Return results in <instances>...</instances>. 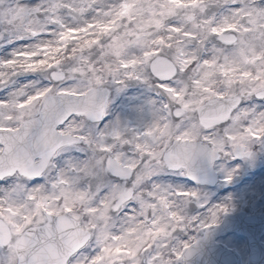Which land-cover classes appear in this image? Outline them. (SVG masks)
<instances>
[{"label": "snow or ice", "instance_id": "6c2138e0", "mask_svg": "<svg viewBox=\"0 0 264 264\" xmlns=\"http://www.w3.org/2000/svg\"><path fill=\"white\" fill-rule=\"evenodd\" d=\"M130 82L142 126L106 119ZM257 101L264 0H0V264H177L230 209L163 178L230 182Z\"/></svg>", "mask_w": 264, "mask_h": 264}, {"label": "rangeland", "instance_id": "374dc122", "mask_svg": "<svg viewBox=\"0 0 264 264\" xmlns=\"http://www.w3.org/2000/svg\"><path fill=\"white\" fill-rule=\"evenodd\" d=\"M30 2L38 3L39 0H30ZM123 93H128V95L123 97ZM120 98L122 99L120 103H118V99L120 100ZM152 99H155L154 95L146 88L136 82H130L123 92H113L111 94L108 108L111 118L109 117L108 120H119L122 123L131 124L133 126H142L150 122L151 116L148 102ZM256 103L258 107L264 106V102L257 101ZM135 106L139 107L135 108ZM253 147L255 153L251 155L250 158L244 159L241 162L231 160L224 165L228 170L232 168L238 169L230 182H224V173L219 170V162H217L215 170L218 173L219 180L216 186L213 188L193 186V189L198 188L201 199L206 204L207 208L221 204L228 205L231 212L238 211L244 207L249 208L248 210L253 212H259L264 209V197L260 202L258 201L262 189L260 185L264 182V157H259L262 152L257 149V144L253 145ZM72 155L79 156L80 154L73 152ZM238 163H240V165ZM163 179L165 182L179 183L185 188H191L182 178L175 180L174 178L164 177ZM223 187L227 190L220 192L219 189ZM248 200H250V202ZM207 208L198 209L194 206L193 212L192 208H190L188 214L204 217L207 215ZM221 216L222 214L219 215L217 222L222 220ZM201 232L202 230L197 229L195 226L189 227L187 231L177 235L176 241L179 243L191 242V244H193L199 238ZM262 241L264 242V237ZM218 243L230 248L236 254L239 263L245 264L248 250L244 238L236 234H230L223 238H219ZM177 264H184V262L181 259Z\"/></svg>", "mask_w": 264, "mask_h": 264}, {"label": "water", "instance_id": "95a60500", "mask_svg": "<svg viewBox=\"0 0 264 264\" xmlns=\"http://www.w3.org/2000/svg\"><path fill=\"white\" fill-rule=\"evenodd\" d=\"M228 230L248 236L250 255L247 264H264V245L258 241L264 232V215L234 220L231 229L227 225L206 231L204 237L184 254L185 264H237L236 257L230 251L214 243L217 236Z\"/></svg>", "mask_w": 264, "mask_h": 264}, {"label": "bare ground", "instance_id": "6f19581e", "mask_svg": "<svg viewBox=\"0 0 264 264\" xmlns=\"http://www.w3.org/2000/svg\"><path fill=\"white\" fill-rule=\"evenodd\" d=\"M139 105V104H138ZM139 107V106H138ZM137 106H135V108H138Z\"/></svg>", "mask_w": 264, "mask_h": 264}]
</instances>
